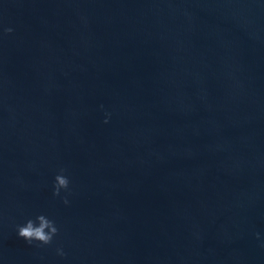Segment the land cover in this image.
Returning <instances> with one entry per match:
<instances>
[{
    "label": "water",
    "instance_id": "water-1",
    "mask_svg": "<svg viewBox=\"0 0 264 264\" xmlns=\"http://www.w3.org/2000/svg\"><path fill=\"white\" fill-rule=\"evenodd\" d=\"M0 264H264V0H0Z\"/></svg>",
    "mask_w": 264,
    "mask_h": 264
},
{
    "label": "clouds",
    "instance_id": "clouds-1",
    "mask_svg": "<svg viewBox=\"0 0 264 264\" xmlns=\"http://www.w3.org/2000/svg\"><path fill=\"white\" fill-rule=\"evenodd\" d=\"M13 29H4L5 33H11ZM108 121L105 120V123ZM64 169L60 170V174L55 176V183L53 185V195L60 196L61 190H67L69 188L70 181L65 176ZM65 204L68 203L67 198L63 199ZM18 236L29 244L34 241L39 242L40 245H50L53 242L55 236H57L59 229L56 226L55 221L48 219L45 215H38L35 220L29 219L26 224L17 226ZM57 254L64 256L65 253L62 249H57Z\"/></svg>",
    "mask_w": 264,
    "mask_h": 264
}]
</instances>
